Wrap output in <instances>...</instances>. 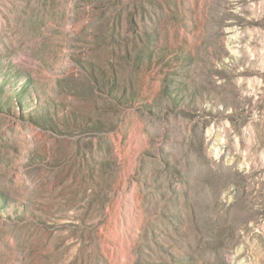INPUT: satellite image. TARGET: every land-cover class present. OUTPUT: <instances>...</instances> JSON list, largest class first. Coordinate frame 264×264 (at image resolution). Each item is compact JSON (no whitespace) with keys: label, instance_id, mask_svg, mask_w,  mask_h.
<instances>
[{"label":"rangeland","instance_id":"1","mask_svg":"<svg viewBox=\"0 0 264 264\" xmlns=\"http://www.w3.org/2000/svg\"><path fill=\"white\" fill-rule=\"evenodd\" d=\"M0 264H264V0H0Z\"/></svg>","mask_w":264,"mask_h":264}]
</instances>
